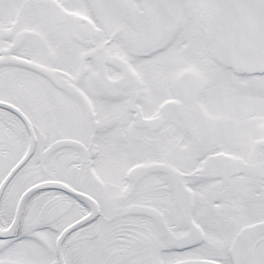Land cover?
Segmentation results:
<instances>
[{"label":"snow or ice","instance_id":"1","mask_svg":"<svg viewBox=\"0 0 264 264\" xmlns=\"http://www.w3.org/2000/svg\"><path fill=\"white\" fill-rule=\"evenodd\" d=\"M0 264H264V0H0Z\"/></svg>","mask_w":264,"mask_h":264}]
</instances>
